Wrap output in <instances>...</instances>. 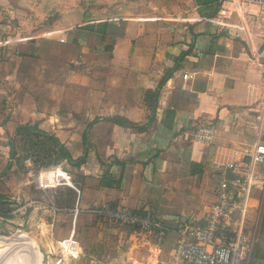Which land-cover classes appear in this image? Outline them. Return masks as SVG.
Returning a JSON list of instances; mask_svg holds the SVG:
<instances>
[{"label":"crops","instance_id":"crops-1","mask_svg":"<svg viewBox=\"0 0 264 264\" xmlns=\"http://www.w3.org/2000/svg\"><path fill=\"white\" fill-rule=\"evenodd\" d=\"M241 9L193 0L189 16L118 21L84 14L83 0H0V40L28 38L0 46V212L10 210L0 227L23 228V211L30 232L61 240L66 255H82L78 239L91 235L92 254L120 241L129 264H184L175 226L204 224L225 164L264 144V36L257 8ZM205 124L211 141L197 143ZM22 126L54 136L80 165L33 173L26 161L18 177L10 141ZM255 170L248 264H264V163ZM101 206L148 211L168 229L145 236L88 213Z\"/></svg>","mask_w":264,"mask_h":264},{"label":"built area","instance_id":"built-area-1","mask_svg":"<svg viewBox=\"0 0 264 264\" xmlns=\"http://www.w3.org/2000/svg\"><path fill=\"white\" fill-rule=\"evenodd\" d=\"M238 11L245 5L255 6L259 13L260 30L264 36V0H231ZM28 38L7 36L0 40V46L12 42L26 41ZM264 77V71H263ZM190 78V77H189ZM187 79V76H184ZM264 116V99L260 103L256 121ZM212 124L200 126L194 141L207 144L211 141ZM264 163V144L256 142L248 153L247 160L225 164L215 192V201L208 207L204 224L180 222L175 226L178 241L175 257L184 264H248L256 242V225L246 226V219L252 197V187L256 183V166ZM67 183L69 178L63 175ZM48 181L44 179V182ZM43 186V185H41ZM47 186V185H45ZM79 206L75 208V213ZM98 220L125 226L139 232L162 235L167 231L152 213L132 212L107 206L88 210Z\"/></svg>","mask_w":264,"mask_h":264},{"label":"rangeland","instance_id":"rangeland-1","mask_svg":"<svg viewBox=\"0 0 264 264\" xmlns=\"http://www.w3.org/2000/svg\"><path fill=\"white\" fill-rule=\"evenodd\" d=\"M83 2L84 14H89L92 17V11H95L96 15L94 18L103 20L115 18L118 21L129 18L148 19L156 16L168 18L176 13L185 17L189 16L193 7V0H83ZM24 156H26V152H23L22 148H20V163L16 164V170L19 172L18 177L25 176L27 173L25 171L26 161L23 163L22 159ZM28 163L30 166L28 171L35 173L37 171L35 165L29 160L27 161ZM31 195L34 199L42 198V200H46L49 197L43 192H34ZM25 208L26 210L28 209L27 207ZM257 217L258 211L255 212L252 209L251 203L247 213L246 226L253 228L257 222ZM19 219L23 228L16 230L9 223L0 227V244L5 245V251L0 250V264H129L128 255L126 254L128 251L125 249V251L121 250L120 241L118 245H112V249L107 252H99L97 249L92 254L89 249L94 248L92 247L94 246L92 241H97L98 236H81L78 241L85 248V251L79 257H74L61 253V249L58 247L59 244L53 243H61L62 241H54L42 229L40 230L36 227L31 233L29 228L25 226L23 211L20 213ZM138 233L145 236L149 235L146 232ZM26 241L28 243H25ZM50 244H53L52 247ZM28 245H32L33 249H29ZM72 254L75 255V252L73 251ZM123 258L124 260H122Z\"/></svg>","mask_w":264,"mask_h":264},{"label":"trees","instance_id":"trees-1","mask_svg":"<svg viewBox=\"0 0 264 264\" xmlns=\"http://www.w3.org/2000/svg\"><path fill=\"white\" fill-rule=\"evenodd\" d=\"M181 59V58H180ZM171 75V72H168L164 79L167 80ZM162 82V83H163ZM156 93L150 94L153 98L156 97ZM149 95V94H148ZM152 114L155 111V106L152 107ZM151 120V119H150ZM20 148H22L23 152H26V156H24L23 163L25 161L32 162L36 169H47L57 165H60L62 162H66L70 166L78 167L80 165L81 160H73L71 156L70 149L64 145H62L54 136L43 133L36 128L22 126L18 129L14 139L10 141V158L16 160V164L20 162ZM4 197L0 196V200H3ZM8 203V202H4ZM6 205V204H5ZM9 205V204H8ZM9 211H2L1 218L9 219ZM261 227H264V206L261 213ZM133 230V229H132ZM0 250H4V247H0ZM254 252V251H253Z\"/></svg>","mask_w":264,"mask_h":264},{"label":"bare ground","instance_id":"bare-ground-1","mask_svg":"<svg viewBox=\"0 0 264 264\" xmlns=\"http://www.w3.org/2000/svg\"><path fill=\"white\" fill-rule=\"evenodd\" d=\"M18 260V259H17Z\"/></svg>","mask_w":264,"mask_h":264}]
</instances>
